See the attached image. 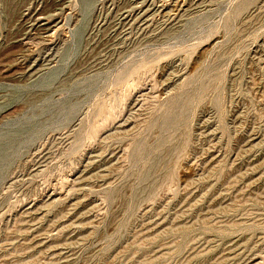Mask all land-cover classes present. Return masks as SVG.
<instances>
[{
  "label": "rangeland",
  "instance_id": "obj_1",
  "mask_svg": "<svg viewBox=\"0 0 264 264\" xmlns=\"http://www.w3.org/2000/svg\"><path fill=\"white\" fill-rule=\"evenodd\" d=\"M0 264H264V0H0Z\"/></svg>",
  "mask_w": 264,
  "mask_h": 264
}]
</instances>
